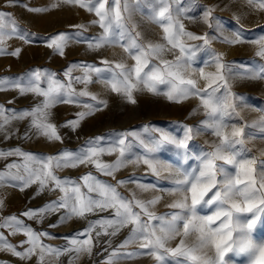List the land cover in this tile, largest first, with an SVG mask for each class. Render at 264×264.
<instances>
[{
    "label": "snow or ice",
    "instance_id": "snow-or-ice-1",
    "mask_svg": "<svg viewBox=\"0 0 264 264\" xmlns=\"http://www.w3.org/2000/svg\"><path fill=\"white\" fill-rule=\"evenodd\" d=\"M17 2L18 0H9V4ZM64 2L77 4L89 12H94L97 17L92 23L99 26L101 33L91 39L88 44L90 49H100L117 43L131 58L132 63L129 65L104 59L100 61L102 66L83 65L87 71L81 76H73L70 66L65 73L68 77L65 81L56 78L47 70H35L28 76L25 87H19V80L0 77V88L5 84H13L18 86L21 94L31 92L43 98L31 110L19 113L14 110L9 113L0 105V133H4L5 139L11 138L10 125L13 120L28 119L29 129L35 128L50 141L62 142L57 125L48 122V110L56 102L72 103L81 97L90 96L86 90L76 93L72 85L83 84L86 89L88 84L95 83L93 77H104L112 92L122 95L133 104L136 103L134 92L141 90V86L176 103L189 97H198V108H203L205 117L195 131L209 132L216 139L207 150L193 153L190 145L193 140V127L183 125V134L178 136L165 128L146 125L140 132L121 133L115 140L109 141L107 146L101 143L99 137H94L79 150L63 149L54 155L39 156L19 147L0 149V157L23 158L22 163L12 162L0 170V183L19 182L20 190L23 191L32 183L38 182L37 194L45 190L62 193L57 199L38 209H28L21 215L27 219L40 217L42 220L47 213L60 212L58 223H63L73 216L86 217L88 214L107 211L109 218L88 222L82 233L87 239H73L71 243L76 252L91 254V234L94 229L95 236L99 238L102 234L114 237L127 228L128 234L119 247L122 249L133 241H139V248L127 253L114 250L110 261L120 256L132 258L137 254H147L157 264H167L168 256L176 258L174 264H231L232 256H243L244 264H264V239L253 238L257 225L264 223V161L258 165V172L256 159L246 158L250 152L245 147V137L250 134L248 129L258 126L261 134H264V115L252 125L242 122V118L237 119L240 117L237 107L245 102V97L231 90L229 79L232 77L234 65L224 62L223 53L211 47L214 40L228 45L250 42L258 45L256 55L264 57V34L248 40L245 30L238 26L230 36H226L223 34L222 25L213 16L214 10L208 8L204 12V23L213 31H221L218 35H210L208 32L197 35L187 31L179 19L173 18L169 0H155L159 10L153 9L151 19L161 27L163 42L145 44L140 39V33L134 31V26L128 23L124 15L129 11V0ZM248 2L264 10V0ZM28 10L47 11L39 8ZM176 11L180 9L177 8ZM210 19L215 23H211ZM6 21L13 26L8 35H19L27 39L18 31L19 26L10 14L0 10V45L3 43ZM185 37L200 43H185ZM69 38V34L64 32L52 34L48 38L47 46L62 55ZM165 48L177 54L172 59H165L162 56ZM199 52L209 53L210 59L205 60L204 65H214L215 71L206 72L205 67H192ZM19 53L18 48L9 51L0 46V54L17 56ZM244 72L245 75L251 73L248 78L264 79V63L259 64L255 70L245 69ZM193 75L205 81L204 86H199L198 79L192 78ZM91 101L94 103H86V110L78 112L74 119L63 126L75 130L81 120L92 115L93 111L107 106L106 101H98L94 95H91ZM261 111L264 112V109ZM136 148L140 152H136ZM164 152L180 156L183 163L173 171V165L163 162L161 153ZM105 154H116V158L114 161L105 162L101 160ZM193 159L197 162L195 166L186 167L188 161ZM128 163L146 166L161 185L159 189L157 184L137 182L134 179L135 174L117 180L115 173ZM81 165L94 167L99 173L111 176L115 183L100 180L91 171L77 180L58 176L55 171L62 167L74 168ZM13 169H23L26 175H21L19 171L13 172ZM162 171L169 172L170 175L163 176ZM164 182L170 186L163 187ZM125 183H135L142 191L158 190L160 194L149 200L137 199L135 193L129 197L118 190L119 185ZM165 194L177 195L179 198L167 206L169 211L161 215L150 211ZM4 228L12 229L10 234L23 232L26 239L19 246L11 244L2 231ZM47 235V232L35 231L16 215L0 218V246L21 259H28L38 251V264H43L46 253L59 256L63 251H68L43 244L41 237ZM176 238H179V243L175 247H167L168 242ZM191 238H194L192 243H187ZM208 251H212L214 255L209 256Z\"/></svg>",
    "mask_w": 264,
    "mask_h": 264
},
{
    "label": "rangeland",
    "instance_id": "rangeland-1",
    "mask_svg": "<svg viewBox=\"0 0 264 264\" xmlns=\"http://www.w3.org/2000/svg\"><path fill=\"white\" fill-rule=\"evenodd\" d=\"M4 1L7 4L6 8L11 10H8L7 13L10 14L13 20L16 19V25L18 22H21L33 30L32 39L30 38V33H23V36L27 37V39L21 38V54L19 53L20 55L17 57L13 56L16 58L17 63L13 59H9L10 61L7 59L8 68H18L19 66L23 70L24 75L30 73L31 65L35 64L38 65V70H47V72L54 74L56 78L65 81L68 79L65 73L70 66L72 67L73 76H81L87 71L83 65L97 64L98 66H102L100 65V61L104 59L112 62H124L129 65L132 63L131 58L117 43L109 44L100 49H90L88 47L91 39L101 33L99 26L92 23V21L97 19L94 12H89L77 4L64 2V0H18L14 4H9V0ZM169 7L173 18L179 19L187 31L197 35H202L206 32L210 33V35H218L221 31V29L213 31L204 23V12L208 8L214 10L213 16L222 25L223 34L226 36H230L231 32L238 26H242L245 30V37L248 40L256 39L261 34H264V27H261L264 26V10H260L254 3L250 4L248 0H169ZM29 8L47 9V11L33 12L29 11ZM154 8L157 11L159 10L155 0H129V11L124 14L128 23L134 26V31L140 33V39L145 44L163 42L161 27L151 19ZM177 8L180 11H176ZM210 22L215 23L211 19ZM7 26L8 28H12L9 22H7ZM59 32H64L70 36L63 47L62 55L54 52L52 48L47 46L48 38L52 34ZM184 40L185 43L189 44L200 43L199 41L188 40L186 37ZM31 46L33 48H30ZM211 47L217 52L223 53L224 62H230L234 65L232 77L229 79L231 90L235 93L243 94L245 97V102L239 104L237 107V112L240 114V117L237 119L242 118V122H246L249 125L259 121L260 116L264 115V112L261 111V109H264V103L250 102L254 96L247 92L248 83H246L244 78L240 77V66L250 63L249 61H245L244 58L240 59V55L252 52L257 53L258 45L250 42L239 45H228L221 43L219 40H214L211 43ZM175 54L177 53L174 51L170 52L168 48H165L162 56L165 59H172ZM197 57L196 63L192 65L194 68L205 67L204 61L210 59L207 52H199L197 53ZM205 71H215V66L210 65L205 67ZM192 78L198 79L199 86H204L205 81L200 80L195 75ZM93 79L95 83L88 84L86 89L83 84L72 85L76 93L86 90L90 93V96L81 97L77 102L72 103L56 102L48 110V122L57 125V131L62 137V142L50 141L38 133L35 128L29 129L28 119L14 120V124L20 129L16 130L15 133L22 134L20 142L23 145H28V142H30L29 144L32 145L30 147H36L39 150V156L54 155L63 149L79 150L86 146L90 138L94 137H99L101 143L107 146L109 141L115 140L121 133L140 132L143 126L146 125L153 128H165L178 136L183 134V125L193 127V140L190 141L193 153H198L202 149L207 150L216 139L209 132L197 133L195 131L196 127L199 126V122L205 117L203 108H198L200 104L198 97H189L180 103H176L169 101L164 95L153 94L141 86V90L134 92L136 103L133 104L128 102L122 95L112 92L110 87L105 83L104 77H93ZM250 84L249 86L254 88L259 85L257 82ZM25 86L27 85L23 87ZM161 90H164L163 86H161ZM12 95H15L13 103L29 104L30 110L41 103L43 99L31 92L21 94L19 88L10 94V96ZM91 95H94L98 101H106L107 106L93 111L92 115L85 117L79 122V127L75 128V130L63 126L67 121L74 119L78 112L85 111L86 103H94L91 101ZM197 108L198 110L194 112L193 110ZM248 131L250 134L245 137V147L249 150L250 155L246 158L256 159L257 171L259 172L260 168L258 165L261 161H264V134L256 133L254 128H250ZM32 136L36 138L32 139ZM16 139L18 140V137ZM135 151L140 152V149L136 148ZM161 156L164 163H174L177 166L183 163L181 157L172 152L161 153ZM115 158L116 154H105L101 157V160L111 162ZM196 163L194 159L189 160L188 165L185 166H195ZM55 171L58 176L71 177L74 180L91 171L98 179L115 183V180L111 176L99 173L91 166L62 167ZM132 174H135L134 179L137 182L157 184L158 189L161 186L154 174H150L147 167L143 164L128 163L126 167L117 171L115 176L118 180L129 177ZM161 174L166 177L170 175L169 172L165 171H162ZM162 186L167 188L170 185L164 182ZM118 190L129 197L135 193L136 198L141 200H149L155 195L160 194L158 190L155 192L151 190L142 191L136 187L135 183L121 184ZM52 192L55 195L54 200L62 195L59 191ZM178 198L177 195L165 194L159 203L150 208V211L161 215L169 211L167 206ZM104 218H109L107 211L88 214L86 217H71L66 220V226L69 225L71 227V229L66 230V238L80 241L87 239L88 237L82 236V233L87 228L88 222ZM83 222L86 223L84 226L82 225ZM79 223L81 225H78ZM101 231L103 232V230ZM127 234L128 229L125 228L114 237L102 234L97 238L94 229L91 234L92 253L88 254L84 251L76 252L75 247L66 246V249H68L66 251V257L68 258L66 264H157L155 259L147 254H137L132 258L120 256L110 261L114 250L118 253H127L139 248V241H133L122 249L119 247ZM253 238L256 240L264 239V223L257 225L253 232ZM193 239H188L186 242L191 244ZM109 240L111 243H109ZM178 243L179 238H176L169 241L167 247H175ZM208 255L212 256L214 253L208 251ZM175 259L171 256L166 257L167 264H174ZM231 264H244V257L232 256Z\"/></svg>",
    "mask_w": 264,
    "mask_h": 264
},
{
    "label": "crops",
    "instance_id": "crops-1",
    "mask_svg": "<svg viewBox=\"0 0 264 264\" xmlns=\"http://www.w3.org/2000/svg\"><path fill=\"white\" fill-rule=\"evenodd\" d=\"M7 4L4 0H0V10L8 12L9 9L6 8ZM11 11V10H9ZM12 14V13H11ZM16 20V19H14ZM19 26L18 31L21 33H30L31 39L33 35V30L23 25L21 22L17 24ZM13 27V26H12ZM11 28H8L6 21V29L5 35L3 37L2 47L11 51L15 49H22V41L21 36L19 35H8V32ZM32 44V42H30ZM24 46V45H23ZM30 48H33L32 46ZM21 54V52H20ZM19 54V55H20ZM24 54V53H23ZM18 56V55H17ZM16 56V57H17ZM245 59V61H249L250 63H246L244 66H240L241 74L240 77L246 80L248 83L247 92L250 95L254 96V100H250V102H259L264 103V79H251L248 78L251 73L245 75V69H257V66L261 63H264V58L256 55L255 52L245 53L240 55V59ZM13 59L17 60L13 55L9 54H0V77H9L13 80H19V87H23L27 85V78L31 75V73L35 70H38V65L32 64L30 67V73L23 75V70L18 66V68H8V60ZM10 61V60H9ZM23 78V79H21ZM257 82L259 85L254 88L249 86L250 83ZM251 85V84H250ZM18 90V86L13 84H5L3 88H0V105H3L7 112H12L13 110L17 113L21 111L30 110L29 104H15V95L10 96V94L14 93V91ZM245 92V91H242ZM14 120L12 121L10 127L12 129V135L9 140L4 138V133H0V149L7 150L19 147L26 152L33 153L38 155L39 150L36 147L23 145L21 141L22 134H16V130H20L15 124ZM258 122V121H257ZM16 127V128H15ZM254 128L256 133H261V130L258 126L251 127ZM7 131V128L5 129ZM18 137V140L16 139ZM36 137L32 136V139ZM31 139V140H32ZM16 162L22 163L23 158L19 156L15 157H0V170L4 169L5 166L9 163ZM19 171L21 175H26L23 169H13V172ZM37 183H32L30 186L24 188L23 191L20 190L19 182H8L5 181L0 183V201H2V207H0V218L9 217L12 215H16L19 219H23L24 222L30 225L35 231L38 232H47L49 235L41 237V242L45 245L52 246L54 248H60L62 251L66 249V246L75 247L71 243V239L66 238V230L71 229L68 225L66 226V221L63 223H58V218L60 216V212L55 213H47L43 216L42 220L40 217L37 219H27L23 217L21 214L28 209H38L42 205L48 203L51 200H54L55 195L52 191H41L39 194ZM58 197V196H57ZM86 223L83 222V226ZM50 225H56L55 227H50ZM78 225H81L79 223ZM4 235L7 237L8 242L11 244L18 245L21 241L26 239V236L23 232H16L15 234H10L12 229L4 228L2 229ZM27 247V245H24ZM39 260V252L37 251L28 259H21L20 257L14 255L11 251L3 250L2 246H0V264H38ZM68 262V258L66 257V251H63L62 255L57 256L53 253H46L44 256L43 264H66Z\"/></svg>",
    "mask_w": 264,
    "mask_h": 264
},
{
    "label": "bare ground",
    "instance_id": "bare-ground-1",
    "mask_svg": "<svg viewBox=\"0 0 264 264\" xmlns=\"http://www.w3.org/2000/svg\"><path fill=\"white\" fill-rule=\"evenodd\" d=\"M165 163H169V162H165ZM171 165H173V168H175L177 165L174 163H170Z\"/></svg>",
    "mask_w": 264,
    "mask_h": 264
}]
</instances>
